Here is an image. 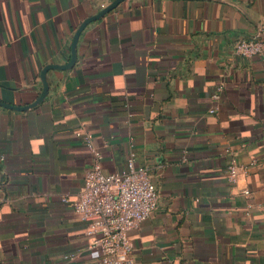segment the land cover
Returning a JSON list of instances; mask_svg holds the SVG:
<instances>
[{
	"label": "crops",
	"instance_id": "crops-1",
	"mask_svg": "<svg viewBox=\"0 0 264 264\" xmlns=\"http://www.w3.org/2000/svg\"><path fill=\"white\" fill-rule=\"evenodd\" d=\"M112 1L0 0V101L33 102ZM255 22L264 0H123L82 31L73 68L48 71L43 103L0 105V264H102L74 209L94 159L81 128L105 172L133 151L156 184L134 264H264V55L235 50L264 38Z\"/></svg>",
	"mask_w": 264,
	"mask_h": 264
},
{
	"label": "built area",
	"instance_id": "built-area-1",
	"mask_svg": "<svg viewBox=\"0 0 264 264\" xmlns=\"http://www.w3.org/2000/svg\"><path fill=\"white\" fill-rule=\"evenodd\" d=\"M235 50L244 56H263L264 38H240L235 43ZM223 88L222 84L218 85L213 95L215 99H220ZM77 135L94 155L74 203L76 213L87 223L89 246L100 249L102 264H134L130 230L138 227L159 206V193L149 168L139 164L132 151L125 168L107 173L103 170V155L95 148L92 133L81 128ZM230 155L227 177L236 184L243 165L234 152ZM244 193L249 195L250 191L245 189Z\"/></svg>",
	"mask_w": 264,
	"mask_h": 264
},
{
	"label": "water",
	"instance_id": "water-1",
	"mask_svg": "<svg viewBox=\"0 0 264 264\" xmlns=\"http://www.w3.org/2000/svg\"><path fill=\"white\" fill-rule=\"evenodd\" d=\"M122 1L123 0H114L111 3H109L106 7L101 9L98 13L91 15V16L87 17L86 19H84V21L77 27V29L74 33V36H73V39L71 42V56H70L69 61L67 63H62V64L61 63H49V64H46L42 68L41 73H40V77H41V81H42V89H41V92L39 93L38 97L33 102L26 104V105H13L11 103L0 101V105H2L4 107H8V108L18 109V110H29V109H32V108L38 106L39 104L43 103L46 96L48 95L49 88H50V84H49L48 77H47L48 71L50 69L69 70V69L73 68L75 66V64L77 62V58H78V42H79V38H80L82 31L91 22L102 18L107 13H109L111 10L115 9L118 6V4H120ZM223 1H227V0H223ZM231 2L235 5H237L233 1H231ZM255 24L259 27L264 28V24H261L258 22L257 23L255 22Z\"/></svg>",
	"mask_w": 264,
	"mask_h": 264
}]
</instances>
